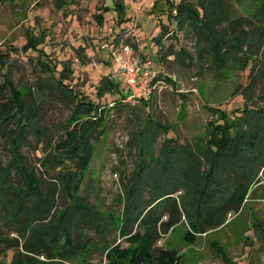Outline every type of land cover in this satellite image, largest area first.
I'll list each match as a JSON object with an SVG mask.
<instances>
[{
	"label": "rangeland",
	"instance_id": "rangeland-1",
	"mask_svg": "<svg viewBox=\"0 0 264 264\" xmlns=\"http://www.w3.org/2000/svg\"><path fill=\"white\" fill-rule=\"evenodd\" d=\"M212 1L124 0L126 18L119 21L115 10L103 11L106 5H114L112 0H0V98H4L0 104L11 97L7 73L22 94L28 91L37 102L39 113L29 115L41 119L37 129L44 132L41 148H34L36 130L29 133L31 145L21 148L30 167L48 180L54 196L45 205L52 206L51 211H42V217L27 227L30 237L48 240L54 253L75 250L72 264H110L111 259L126 264L119 253L130 255L140 247L145 232L135 216L154 199L158 205L173 201L162 198L161 202L158 192L178 182L185 183V188L172 196L178 205L187 201L188 189L194 186L190 165H195L198 175H206L212 162H217L253 178L255 184L264 182V18L255 17L263 0H216L221 4L218 9ZM184 8L186 12H180ZM193 13L202 18L192 21ZM239 17H250L252 22L233 21ZM164 25L168 30L160 41ZM31 34L34 49L29 43L35 42L28 39ZM121 55L150 72L146 92L130 97L135 89L122 78ZM46 62L55 63L58 78L60 74L77 96L85 97L77 105L83 114H78L102 119L92 139L90 163L75 167L65 181L55 178L60 165L44 162L53 158L52 148L65 137L74 105L57 86ZM107 78L128 97L105 91ZM139 80H145L141 74ZM90 99L101 106L94 110L85 102ZM221 123L227 129L231 126L230 131ZM7 125L9 131L16 130L15 124ZM219 135L224 156L207 159V142ZM9 141L1 139L4 166L12 157ZM190 149L196 153L201 149L199 162H184L190 157L184 151ZM211 189L210 200L223 197L220 188ZM252 203L255 215L229 213L228 225L203 234L194 231L192 222L199 212L195 207L188 211L191 218L183 211H172L182 220L170 232H162L153 247L175 249L180 264H245L247 246L256 255L249 264H264V200ZM171 215L164 212L161 221L167 222ZM88 219L93 221L86 224ZM250 221L259 222L260 228ZM125 225L128 234L123 231ZM188 229L195 232L192 241L186 237ZM1 232L5 242H0V264H13L24 239L5 223Z\"/></svg>",
	"mask_w": 264,
	"mask_h": 264
},
{
	"label": "trees",
	"instance_id": "trees-1",
	"mask_svg": "<svg viewBox=\"0 0 264 264\" xmlns=\"http://www.w3.org/2000/svg\"><path fill=\"white\" fill-rule=\"evenodd\" d=\"M112 2L114 5H106L103 8V11L108 12L110 10H115L118 14L119 21L125 20L126 9L124 0H112ZM212 3L216 4L217 9L218 5H221L219 2H216V0L214 2L212 1ZM171 4L173 6L172 10H176L177 6L172 2ZM258 7L255 17L261 21V19L264 18V0ZM180 12L184 13L186 12V9L184 8V10L182 9ZM215 12L217 13V11ZM205 14L206 9H204L202 16H205ZM192 15V21L197 18H202V16L197 17L196 13H193ZM173 17L176 19L179 18L177 15H174ZM227 17L228 16L226 15V18ZM98 19L100 23H103L104 18L102 13L98 15ZM179 20H181V18ZM233 21L237 23L247 22L248 24L252 22L250 17H239ZM201 25L202 24L199 23V26ZM166 30H168V26L164 25L162 36L159 38L160 41ZM33 35L34 34H31L29 36L28 39H30V41L35 40ZM34 42L35 43L33 44L29 43L30 48H36V41ZM232 47L238 48V45H232ZM227 50L229 51V49ZM46 64H48L46 66H49L47 69L49 70L50 68L53 79H56L57 86L63 90L62 92L66 93L74 105L65 137L56 143L54 148H52L53 158L51 159L53 160L49 159L45 161L43 159L45 161L44 164L46 162H56V166L60 165V171L55 178L57 181H65L66 179H69V173L71 170H74L75 167L76 169H82L90 163L93 156L92 139H95L97 130H100L102 119L81 117L80 114H83V112H78L79 107L77 105L80 103L81 99L85 97L82 96L81 98L80 96H77L74 92L75 89L69 86L68 82L66 83L60 79V74L58 78L57 74L59 71L55 67V63L52 64V62H46ZM9 74L10 73H7V83L9 84L11 97L9 101L0 104V144L2 138H6L8 141L10 140L12 157L5 166L2 165L0 160V242L1 240L2 242H5L1 237L2 223H5L7 226H10L12 230L18 231L20 238L24 239L22 245L23 249L14 255L13 264H35L37 263V260L40 264H72L70 258L75 250L65 249L54 253V251L50 250V243H48V240L42 238L36 240V237L33 239L34 235L33 237H30L27 232V227L34 220L42 217V211H51L52 206L48 209L45 205L47 204V201L54 198V196L49 190L48 180L37 174L34 169L30 167V161L22 152L21 148L23 144L31 145L32 140L29 139V133L33 132V130H36V132H34V148H41L40 144L43 142L41 139L44 138V132L42 130H37L41 126L40 123L38 126V122H40L41 119L37 116L36 118H32L29 115L30 113L33 115L39 113L37 102L34 100L32 94L29 95L28 91L22 94L21 91L11 82L12 80L9 77ZM255 80L256 79H252L251 81L255 83ZM111 85L113 88L109 89ZM104 87L106 89L105 91L109 90L118 94L122 97L121 99L128 96L127 93H124V89H122L120 85L115 83L111 78L106 79ZM102 94L103 92L100 93L101 96ZM3 99L4 98H0L1 101H3ZM85 102L92 105L94 110L97 108L98 104H100L97 103L98 101H93L91 99ZM9 122L16 125V130L9 131L7 129V124ZM221 125L225 126L226 132L230 131L231 126L227 129V125L224 123H221ZM229 138L233 139L234 135L229 133ZM222 139L223 137L219 135V138L216 137L207 142L208 147L207 151H205L207 159L209 157L215 159L217 155L224 156L223 150L220 147V145H223V143H221ZM167 140L171 144L173 143L174 146H179L172 138H168ZM200 153L201 149L197 153L194 152L193 149H190V152L185 150V156L186 154H190V159L185 157L184 162H199L201 159ZM228 154L230 155L231 153L229 152ZM195 158L196 161H194ZM189 167V170L193 175L190 184H194V186H190L188 189L190 197L187 201L184 199V201L181 202V204L179 202L178 205L176 198L172 196L173 193L185 188V183L181 185L182 183L178 182L172 186V189L158 192L160 195L158 198H161V202H164L165 198L173 201L169 200L167 203L164 202L165 204L160 203L158 205V203H156L157 200L154 199L153 202L147 204V207L145 206L143 208V212L135 216L134 220L144 227L145 232L140 237V247L131 250L130 255L119 253V259L126 261V264H180V257L175 249L159 246L153 247L154 242L159 239L162 232H170V230L182 220V217H174L172 211H183L184 216L186 215V217L189 216V218H191V214L188 211L191 210V206L195 207V211L199 212L196 222H192L195 227L194 231L203 234L221 228L227 222V215L229 213H237L244 208L250 189L255 185L253 178H250L231 167L217 165V162L214 164L212 162L210 172L206 175L201 174L202 177L197 174L199 171L196 170L195 165H190ZM215 172L219 174L220 177L216 176ZM223 175H225V177ZM196 177L201 180V183L197 182ZM214 186L220 188L221 190L219 192L223 194V197L217 201L210 200V197L212 196L211 192H214L211 187ZM167 211L172 215L171 218L164 223L161 221V218L163 213ZM88 220L90 221L84 220V222L88 224L93 221V219ZM123 231L125 234L127 233L128 228L126 225L123 227ZM195 232L193 233L188 229L186 231L187 239L192 241ZM15 242L18 243L17 245L19 247L20 244L17 238L15 239ZM75 246L80 247L82 245L77 243ZM107 249L108 248H105V250ZM109 252L110 251L108 250L107 253ZM39 256H44L46 260L39 261ZM110 264H117V262L115 259H111Z\"/></svg>",
	"mask_w": 264,
	"mask_h": 264
},
{
	"label": "built area",
	"instance_id": "built-area-1",
	"mask_svg": "<svg viewBox=\"0 0 264 264\" xmlns=\"http://www.w3.org/2000/svg\"><path fill=\"white\" fill-rule=\"evenodd\" d=\"M126 55H129L130 50L125 49ZM119 67H120V73L122 75V78L124 79V82L127 86L135 89L134 93L130 95V97L136 96L146 92L143 91L146 87V77L149 76V71H142L141 66L138 61H129V56L124 57L123 55L119 56ZM139 74L142 75L144 82L142 83L141 80H139ZM145 95V94H143ZM142 95V96H143ZM128 97V96H127Z\"/></svg>",
	"mask_w": 264,
	"mask_h": 264
},
{
	"label": "crops",
	"instance_id": "crops-1",
	"mask_svg": "<svg viewBox=\"0 0 264 264\" xmlns=\"http://www.w3.org/2000/svg\"><path fill=\"white\" fill-rule=\"evenodd\" d=\"M262 200H264V182L261 181V183H259V184L257 183L254 186H252V188L250 189L248 198H247V200L245 202L244 208L241 211H239L237 213H234V216L237 217V216H239L240 214H242V213H244L246 211L247 212L249 211L251 216L255 215V213H256L255 210L257 208H252V206L254 205V203H252V202L262 201ZM262 217H263V221H264V215ZM229 223H230V221L227 220V222L222 227L228 225ZM258 223L259 222H256V221L251 223V221H250V224L252 226H256V227L260 228L259 226H257ZM260 223H261V221H260ZM221 228H218V229H215V230H212V231H216V230H219ZM262 228H263L262 230L264 232V227H262ZM258 230H261V229H258ZM212 231H209L207 233H211ZM250 231H254V229H251ZM166 248H169V247H166ZM250 250H251V247H247V246L245 247L244 256H246V259H247L245 264H249L250 262H253V263L255 262V256L256 255H255L254 252H252V250L251 251Z\"/></svg>",
	"mask_w": 264,
	"mask_h": 264
}]
</instances>
